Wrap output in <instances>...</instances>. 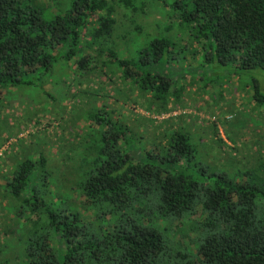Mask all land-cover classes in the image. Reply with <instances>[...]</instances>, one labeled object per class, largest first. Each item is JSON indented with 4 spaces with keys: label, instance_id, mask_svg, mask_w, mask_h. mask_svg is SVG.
<instances>
[{
    "label": "trees",
    "instance_id": "trees-1",
    "mask_svg": "<svg viewBox=\"0 0 264 264\" xmlns=\"http://www.w3.org/2000/svg\"><path fill=\"white\" fill-rule=\"evenodd\" d=\"M254 70L264 0H0V264H264Z\"/></svg>",
    "mask_w": 264,
    "mask_h": 264
},
{
    "label": "rangeland",
    "instance_id": "rangeland-1",
    "mask_svg": "<svg viewBox=\"0 0 264 264\" xmlns=\"http://www.w3.org/2000/svg\"><path fill=\"white\" fill-rule=\"evenodd\" d=\"M224 71L231 72L230 69L226 70V68ZM246 73L247 74L233 75L231 83L222 84L219 90L217 88L213 91L211 90L210 93L214 95L210 94L209 99L215 103L210 107V112L213 111L217 116L228 114L223 116L227 127L225 132L230 134L233 138H237L239 145L245 144L246 146H250L251 136L260 131H264V100L261 99V103L255 104L253 98L249 97L250 95H247L244 91L247 90L251 95L254 94V91L252 92L254 79L257 81L255 86L259 88L260 96L264 97V71L254 70ZM247 83L249 85L248 87H245L244 85ZM212 96H216L217 99H214ZM17 99L16 96L13 97L11 100L12 103H15ZM140 113L144 114V112ZM184 113L189 114L191 111L186 110ZM178 114L179 113H174L173 116H177ZM200 117L211 121H214V118H216L204 114L200 115ZM167 118L168 116H165L159 118V120ZM221 133L225 141L228 143V139L226 138L222 127ZM26 135L27 133H21L18 135V138L24 139L26 138ZM16 139L17 138H13L11 142L14 143ZM5 149L6 147L4 150Z\"/></svg>",
    "mask_w": 264,
    "mask_h": 264
},
{
    "label": "built area",
    "instance_id": "built-area-1",
    "mask_svg": "<svg viewBox=\"0 0 264 264\" xmlns=\"http://www.w3.org/2000/svg\"><path fill=\"white\" fill-rule=\"evenodd\" d=\"M214 120H215V118H214Z\"/></svg>",
    "mask_w": 264,
    "mask_h": 264
}]
</instances>
